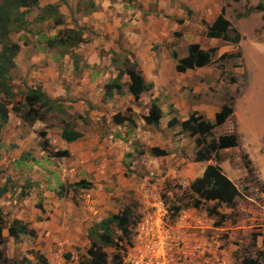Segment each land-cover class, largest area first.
<instances>
[{"label": "crops", "instance_id": "0c3cea01", "mask_svg": "<svg viewBox=\"0 0 264 264\" xmlns=\"http://www.w3.org/2000/svg\"><path fill=\"white\" fill-rule=\"evenodd\" d=\"M95 1L100 7L97 11L78 16L76 0H40L41 8L59 6L64 21L59 24L52 16L35 19L41 11L34 8V16L27 17V30L12 35L21 46L12 72L14 91L23 95L29 89L40 88L55 107L46 113L45 120L33 123L10 113L0 148V187L7 183L9 191L0 197V207L7 212L10 222L21 220L37 232L32 238L52 263H55L54 257L61 259L64 254L65 260H69L68 253L76 260L75 250L90 247L89 229L118 211L113 197L118 198L117 192L122 189H135L128 184L129 169L137 173L149 170L155 174L161 171L163 164L171 168L182 165L181 173L186 175L192 160L193 169L200 168L195 176L199 178L208 167L207 162L195 161L193 147L187 145V142L192 143L191 139L181 134V130L174 138L175 127L169 125L175 118L181 122L187 120L193 112L205 114L200 104L188 101L189 96L196 93L190 92L189 84L194 70L184 74L177 72L173 43L178 35L177 20L188 27L192 21L199 22L198 19L216 18L223 10L220 0L218 4L208 0L214 3L212 5L207 0H192L193 3L181 0L180 7H175L178 2L175 0ZM156 12L164 14L155 15ZM80 28L85 42L71 50L48 45V40L58 36L60 30ZM121 53L129 54L131 61L124 56L121 62ZM134 65L146 84L152 85L138 101L128 86L127 73ZM122 73L121 83L126 84L123 94L113 91L106 96V86ZM154 101L163 112L158 127L145 120ZM218 107L210 109L214 110L209 120L215 118ZM46 110L47 107L44 112ZM64 112L72 120L60 118L59 123L48 122L50 114L62 117ZM127 113H133L134 116H128L132 123L128 120L123 124L114 122L115 115L127 117ZM71 121L82 133L75 142L62 137L66 123ZM135 140L145 145L138 158L132 156ZM43 141L49 142V152L42 148ZM155 147L164 150L166 155H152L149 150ZM59 151H67L69 156H56ZM248 154L256 167L260 162L264 168L263 154H257L258 157ZM53 176L58 179L49 187ZM136 176L133 173L131 178ZM9 178L12 183L7 182ZM82 181L92 186L67 189ZM27 182L34 187L22 199L21 192L13 186L17 184L22 191ZM74 189L80 194L77 203ZM161 205L158 204L159 209ZM196 224L198 221L184 223L185 226Z\"/></svg>", "mask_w": 264, "mask_h": 264}, {"label": "rangeland", "instance_id": "374dc122", "mask_svg": "<svg viewBox=\"0 0 264 264\" xmlns=\"http://www.w3.org/2000/svg\"><path fill=\"white\" fill-rule=\"evenodd\" d=\"M92 1L95 2L98 10L100 7L95 0H76L77 15L81 16L85 14V11L89 12L91 10L89 4ZM175 2V7L181 6V0H175ZM190 2L193 3L192 0ZM213 2L218 4V0ZM213 2L208 1L210 5L214 4ZM219 4L225 9L226 18L243 37L241 43L231 45L209 39L206 35L207 25H211L216 18L198 19L199 22L192 21L188 27L177 20L179 35L175 36L173 52L176 49L175 52L179 58L186 57L188 47L193 43L199 44L203 49H217L213 62L209 66L190 73L194 74V77L189 80L190 89H192L190 92L194 90L196 93H192L188 101L193 100L196 104H200V109L205 114L199 113L209 120L214 110H210L211 108L219 106L220 110V105L225 100L235 99V117L216 129L214 134L216 138L233 132L239 135V147L220 151V156L223 158L220 163L223 172L240 192L236 200L237 205L235 208H230L225 204L202 201L199 207H195L191 198L190 185L197 179L195 176L200 168L193 169L192 160L188 163L190 172L186 175L181 173L184 169L182 165L171 168L163 164L161 171L155 174L149 173V170L148 173L144 171L137 173V170L129 169L128 184L130 188L135 187V189L126 188L125 191L122 189L121 192H117L118 198L113 197L118 210L116 213L122 207L136 203L137 212L141 215L140 223L135 229L133 245L126 246L124 252L126 264H244L247 258L264 264V168L260 162L256 167L248 154L251 153L253 157L263 154L264 157V11H255V8L260 5L264 9V0H239L238 2L220 0ZM197 7L201 6L197 5ZM33 10L34 8L29 14H32ZM201 10L205 8L201 7ZM159 14L164 13H155V15ZM195 24L200 28L199 30ZM238 52L242 53V59L230 57ZM224 55L228 57H223ZM124 56L131 61L132 57L130 58L129 54L121 53L119 55L121 62ZM183 81L187 82V79ZM18 100L23 102L24 98L19 96ZM61 116L52 113L49 115L51 119H48V122L56 124L59 123L60 118L70 121L67 114L63 113ZM126 116L134 115L127 113ZM214 120L215 118L209 121ZM176 127L174 135H177L174 138L178 137L177 132L181 130L180 126ZM116 135L119 136V134ZM191 141L192 143L187 142V145L193 147L194 153L190 149V154H195V138ZM134 144L135 152L132 156L138 158L142 156L141 152L145 145L139 140H135ZM248 161H251L254 168L253 174H249L246 168ZM215 163L216 161L213 160L207 162V165ZM133 173L137 175V178H131ZM57 179L53 176L48 186L51 187ZM14 185L20 193L19 186ZM71 187L68 186L67 189ZM78 192L79 190L74 189L76 203L77 198L80 197ZM161 203L159 209L158 204ZM178 206H181V210L176 212L174 207ZM111 215L114 214L111 213ZM5 221V225L10 223L6 211ZM188 221H198V224L185 226L184 223ZM4 234L5 236L0 238V264H43L36 255L40 254L44 257L46 255L39 251L35 239L23 236L15 240L8 236L7 231ZM86 252L87 249L79 248L74 252L77 256L76 260L70 258L66 261L64 254L61 259L54 257L55 260L54 258L52 260L55 263L49 260L48 262L78 264L81 256ZM106 252L112 262L115 250L106 249Z\"/></svg>", "mask_w": 264, "mask_h": 264}, {"label": "trees", "instance_id": "16d2710c", "mask_svg": "<svg viewBox=\"0 0 264 264\" xmlns=\"http://www.w3.org/2000/svg\"><path fill=\"white\" fill-rule=\"evenodd\" d=\"M239 1V0H234ZM91 13L97 11V6L94 1L89 4ZM32 8L39 9L41 13L38 16L39 20H45L47 16L54 17L57 22H63V16L60 14L59 6L48 5L44 8L40 6V0H2L0 2V148L2 145V131L5 125L9 122L10 113L14 112L24 121L33 123L37 120H45L46 113L54 110V105L51 100L40 89H29L23 95L14 91L12 84V72L16 68V57L20 52L21 46L18 42L12 39L14 33H20L27 30L29 26L28 15ZM86 10V8H85ZM255 11H264L260 5L255 8ZM264 19V16H263ZM181 22V21H180ZM182 23V22H181ZM206 35L211 40H219L231 45H239L243 39L238 29L233 27L231 22L226 18L225 9L216 17L211 25H207ZM179 35V34H178ZM85 42L83 29H65L60 30L59 35L48 40V45L59 48L60 46L69 51L72 47ZM217 49H203L199 44H192L188 47V54L184 58H179L174 51L173 58L177 61L176 70L179 74H184L189 70H195L209 66L216 55ZM223 57H228L224 55ZM236 59H242V53L231 55ZM127 75L130 78L129 91L134 95L136 100H140L142 94L151 89L152 85L146 84L145 79L138 71L136 66L129 71ZM123 73L117 79L106 86V96L112 95L117 91L123 94L126 84L121 83ZM23 97L24 101L18 100V97ZM47 107L46 112L45 108ZM64 111V110H63ZM131 110H129L130 112ZM66 113V112H64ZM163 117V112L157 102H153L150 107L149 115L145 117L147 124L158 127ZM235 117V99L230 98L225 100L220 110L215 115V120L209 121L204 118L199 112H193L185 121L173 119L170 121V127H181V134L187 138H195L196 162H211L206 168L204 175L197 178L190 185L192 202L195 207H199L202 201L217 202L225 204L230 208L236 207V200L240 195L236 185L224 174L220 165L223 158L220 156V151L237 148L240 146L239 135L236 132L220 135L215 137V130L224 126L229 120ZM72 120L71 117H69ZM117 124H123L125 120L132 123L131 117H123L117 114L113 118ZM44 137V134L42 135ZM62 137L68 142H75L82 137V133L77 131L74 123L68 122L64 128ZM211 140L208 141V139ZM42 148L45 151H50L49 142L43 141ZM150 153L157 157L166 155L165 151L160 148H151ZM56 156H69L67 151H59ZM246 168L249 174H253L254 168L251 161L246 162ZM2 172L0 171V174ZM7 182L12 183L9 178ZM91 183L82 181L72 187L90 188ZM34 184L27 182L20 194V198L28 195L26 190L32 189ZM15 189V185L13 186ZM13 189V190H14ZM9 191L7 183L0 187V197L4 196ZM138 205L136 203L128 204L121 210L94 224L88 232L90 247L85 255L81 256L78 264H126L125 255L126 246L133 245L135 229L141 220V215L137 212ZM176 212L181 210V206L174 207ZM10 222V221H9ZM5 221V211L0 207V238L5 236L4 232H8V236L18 240L22 236L35 237L37 232L30 227L28 223L21 220H14L7 223ZM106 249H114L112 262L109 260V254ZM70 253L67 254L68 259L71 258ZM37 258L43 264H49L48 259L43 255L37 254ZM244 264H260L257 260L247 258Z\"/></svg>", "mask_w": 264, "mask_h": 264}]
</instances>
